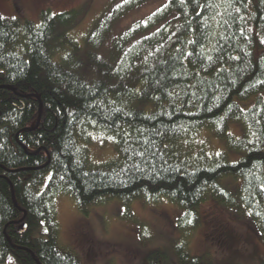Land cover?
<instances>
[{
	"label": "trees",
	"instance_id": "obj_1",
	"mask_svg": "<svg viewBox=\"0 0 264 264\" xmlns=\"http://www.w3.org/2000/svg\"><path fill=\"white\" fill-rule=\"evenodd\" d=\"M79 20L0 13V264H82L60 243L64 195L85 214L115 200L185 209L179 264H214L190 250L210 197L246 209L264 239V0H166L122 38L139 34L131 46L105 57L82 53L71 34ZM251 97L243 110L237 99ZM234 122L243 139L230 134ZM205 132L243 157L230 163ZM92 133L114 138L117 158L94 164L81 145ZM227 178L242 180L240 198ZM167 261L159 249L146 264Z\"/></svg>",
	"mask_w": 264,
	"mask_h": 264
},
{
	"label": "rangeland",
	"instance_id": "obj_2",
	"mask_svg": "<svg viewBox=\"0 0 264 264\" xmlns=\"http://www.w3.org/2000/svg\"><path fill=\"white\" fill-rule=\"evenodd\" d=\"M139 1L0 0V13L7 19L39 24L43 11L50 10L55 15L77 11L80 20L71 32L72 37L82 47V53L91 51L97 57H105L108 52L121 53L131 46L139 34L128 44L123 43L122 38L133 26L150 18L166 4V0H147L137 7H130V2ZM15 2L19 12L15 10ZM68 51L61 54L65 56ZM80 59L78 56L76 61ZM255 101L256 97L245 101L237 99L245 111ZM230 134L243 139V124L232 123ZM203 137L212 151L227 153L230 163L243 157V153L229 149L226 142L217 139L212 132H205ZM81 145L88 149L94 164L117 158L114 138L106 134L92 133L89 142L81 141ZM222 185L240 198L242 180L227 178ZM56 210L60 243L73 251L82 264H146L148 256L159 249L167 254V264H179L175 247L182 235L177 220L186 210L169 201L157 204L137 201L126 207L120 200H115L85 214L71 197L64 195L56 199ZM199 212L202 225L190 237V250L194 256H206L214 264L264 263V239L246 209L231 208L210 197ZM7 264L18 263L11 259Z\"/></svg>",
	"mask_w": 264,
	"mask_h": 264
},
{
	"label": "flooded vegetation",
	"instance_id": "obj_3",
	"mask_svg": "<svg viewBox=\"0 0 264 264\" xmlns=\"http://www.w3.org/2000/svg\"><path fill=\"white\" fill-rule=\"evenodd\" d=\"M15 10H16L17 12H19V8H18V6L16 5V2H15Z\"/></svg>",
	"mask_w": 264,
	"mask_h": 264
},
{
	"label": "bare ground",
	"instance_id": "obj_4",
	"mask_svg": "<svg viewBox=\"0 0 264 264\" xmlns=\"http://www.w3.org/2000/svg\"><path fill=\"white\" fill-rule=\"evenodd\" d=\"M112 138V137H111ZM115 141V140H114ZM220 153V152H219ZM229 158V157H228ZM164 201V200H163ZM167 201V200H166ZM135 203V202H134ZM160 203V202H159ZM171 203V202H170ZM173 204V203H172ZM175 205V204H174ZM178 206V205H177Z\"/></svg>",
	"mask_w": 264,
	"mask_h": 264
}]
</instances>
